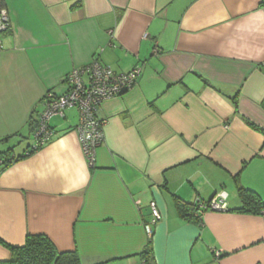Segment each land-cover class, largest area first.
I'll return each mask as SVG.
<instances>
[{
  "label": "crops",
  "instance_id": "0c3cea01",
  "mask_svg": "<svg viewBox=\"0 0 264 264\" xmlns=\"http://www.w3.org/2000/svg\"><path fill=\"white\" fill-rule=\"evenodd\" d=\"M5 7L0 139L9 138L0 145L17 153L35 142L31 116L44 110L49 91L67 92L73 69L95 60L123 73L141 67L131 89L100 107L106 124L94 165L70 108L50 119L47 144L0 166L6 243L45 234L60 251L77 250L83 264H143L152 236L156 264H264V213L231 211L242 204L238 186L264 200V0H5ZM218 196L226 209L204 211L201 225L177 210L175 197ZM152 202L161 219L150 234ZM11 256L0 243V260Z\"/></svg>",
  "mask_w": 264,
  "mask_h": 264
},
{
  "label": "built area",
  "instance_id": "2783aa9c",
  "mask_svg": "<svg viewBox=\"0 0 264 264\" xmlns=\"http://www.w3.org/2000/svg\"><path fill=\"white\" fill-rule=\"evenodd\" d=\"M11 23L6 8L0 10V34L10 29ZM1 37H0V48ZM141 75V67L136 66L129 72H117L109 66L98 61L82 68L73 69L67 75L68 90L64 94L57 95L49 92L44 100V110L38 120V128L35 131V147L47 144L55 135L49 121L54 116H64L67 109L75 108L79 113L77 127L83 152L90 165H94L96 150L104 140V127L106 120L100 115L102 103L110 98L120 96L131 89ZM153 220L156 224L161 219V214L155 202L151 203ZM225 198L214 197L208 205L200 204L206 210H225ZM151 226H147V232L152 233ZM217 257L221 253L213 249Z\"/></svg>",
  "mask_w": 264,
  "mask_h": 264
},
{
  "label": "trees",
  "instance_id": "16d2710c",
  "mask_svg": "<svg viewBox=\"0 0 264 264\" xmlns=\"http://www.w3.org/2000/svg\"><path fill=\"white\" fill-rule=\"evenodd\" d=\"M4 8H6L5 0H0V10ZM45 98L43 99V103ZM39 116L40 115L31 116L30 129L33 133L38 128ZM262 131L264 132V129H262ZM8 138L9 137L0 139V142L6 141ZM34 145L35 142L29 144L21 153L15 152V146L9 147L7 150L0 151L1 171L7 169L15 162L29 157L36 150L44 146L40 145L35 147ZM238 196L242 203L241 207L232 209L231 211L249 214L264 213V200L255 191L238 186ZM211 200L206 202L198 201L197 203H188L178 197H175L177 210L180 216L197 225L202 224L201 216L202 213L206 211V209H202L200 207V204L208 205ZM0 243L8 247L12 253L9 260H0V264H83L81 255L77 250L60 251L51 238L45 234H28L25 239V243L21 246L10 245L1 237ZM140 255L143 260V264H156L152 236L149 237Z\"/></svg>",
  "mask_w": 264,
  "mask_h": 264
},
{
  "label": "rangeland",
  "instance_id": "374dc122",
  "mask_svg": "<svg viewBox=\"0 0 264 264\" xmlns=\"http://www.w3.org/2000/svg\"><path fill=\"white\" fill-rule=\"evenodd\" d=\"M0 37H1V34H0ZM19 142V141H18ZM18 142H16V144H18ZM25 144L26 143H24V142H22V145L23 146H25ZM8 145L6 146V145H0V151H4V150H7L8 149ZM191 224H193V225H195V226H197V224H195V223H191ZM152 230H155V225L154 224H152ZM212 251V250H211Z\"/></svg>",
  "mask_w": 264,
  "mask_h": 264
}]
</instances>
